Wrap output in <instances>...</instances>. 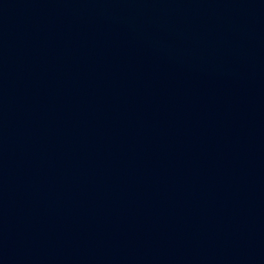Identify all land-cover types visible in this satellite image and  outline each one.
Segmentation results:
<instances>
[{
    "label": "water",
    "instance_id": "1",
    "mask_svg": "<svg viewBox=\"0 0 264 264\" xmlns=\"http://www.w3.org/2000/svg\"><path fill=\"white\" fill-rule=\"evenodd\" d=\"M0 264H264V0H0Z\"/></svg>",
    "mask_w": 264,
    "mask_h": 264
}]
</instances>
